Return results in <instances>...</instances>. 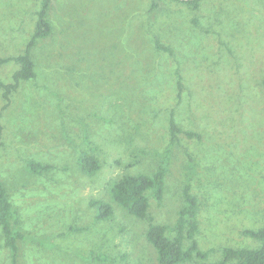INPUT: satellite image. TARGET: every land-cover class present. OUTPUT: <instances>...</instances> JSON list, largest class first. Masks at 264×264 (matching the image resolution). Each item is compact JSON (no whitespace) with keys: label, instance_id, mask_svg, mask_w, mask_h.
Returning a JSON list of instances; mask_svg holds the SVG:
<instances>
[{"label":"rangeland","instance_id":"374dc122","mask_svg":"<svg viewBox=\"0 0 264 264\" xmlns=\"http://www.w3.org/2000/svg\"><path fill=\"white\" fill-rule=\"evenodd\" d=\"M41 1L0 0V56L24 52ZM157 1L150 11L152 0H53L52 34L32 52L36 77L5 109L0 89V176L22 232L17 264H160L148 224H175L187 183L207 256L177 264L259 245L243 231L264 226V90L251 86L264 76V0H201L196 10ZM19 68L0 64V81ZM172 111L200 137L182 132L172 144ZM168 148L164 193L148 191L152 220L140 219L113 199L112 181L155 173ZM82 153L100 169L84 171ZM93 200L111 202L113 214L99 218ZM4 243L0 226V264H12Z\"/></svg>","mask_w":264,"mask_h":264},{"label":"trees","instance_id":"16d2710c","mask_svg":"<svg viewBox=\"0 0 264 264\" xmlns=\"http://www.w3.org/2000/svg\"><path fill=\"white\" fill-rule=\"evenodd\" d=\"M53 0H42L41 8L37 11V21L35 30L27 43L24 52L16 56H0V64L8 61H16L20 64V68L13 73V81L4 83L0 81V89L3 90V97L5 100V109L11 102V96L16 92L22 81L35 78L37 75L35 68V60L33 59V48L40 39H45L51 36L53 26L50 21L49 12L52 9ZM178 2L187 3L194 10L200 8L201 0H176ZM159 7L157 0H152L150 11ZM225 14V13H224ZM262 39V37L260 38ZM155 44L157 49H164L170 51L156 39ZM232 51L231 48H229ZM178 99H182L183 82L179 76L178 82ZM254 85V86H253ZM251 85L254 89L264 90V76L261 80L256 81ZM249 89V87H248ZM245 92V88H244ZM246 94V93H244ZM1 116V115H0ZM169 129L171 134V143L173 144L179 137V133H185L189 137L198 136L200 134L191 132L179 126L174 111L169 117ZM2 126L0 124V131ZM169 150H165L163 154L164 161L161 162L155 173H138L126 174L119 179L112 181L111 194L113 199L125 208L130 214L145 219L149 217L148 211L150 207L148 191H152L155 196L161 200L164 193V180L165 173L168 167ZM189 160L192 171L194 172L196 163ZM80 162L84 171L93 173L100 169V161L92 154L82 153ZM33 168L45 169L39 163H33ZM35 170V169H34ZM36 170V171H37ZM184 203L178 211V218L173 225L156 224L153 221L149 222L147 231L148 240L154 245L159 254L160 264H177L179 262L190 261L196 254L199 257H206V253L199 249L196 234L199 230V222L197 213L199 209V201L197 196L191 192L190 184L187 183L184 187ZM91 204L98 205L99 218L111 216L114 212V206L111 202H104L101 200H93ZM0 226L2 228L3 236L5 239V247L8 248L12 264H17L19 246L18 240L22 235L19 231L20 223L17 220V211L10 199L8 189L0 176ZM174 232L170 236L167 232ZM259 240V245L252 248H233L226 246L223 248V258L220 261L203 264H264V226L254 230L249 229L243 231ZM189 240L190 243L184 247V241Z\"/></svg>","mask_w":264,"mask_h":264}]
</instances>
